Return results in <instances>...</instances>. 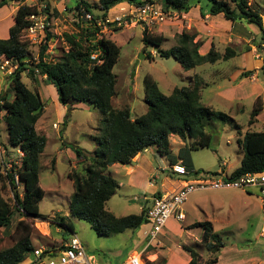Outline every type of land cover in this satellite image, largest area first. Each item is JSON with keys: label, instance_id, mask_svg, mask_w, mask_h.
<instances>
[{"label": "trees", "instance_id": "obj_1", "mask_svg": "<svg viewBox=\"0 0 264 264\" xmlns=\"http://www.w3.org/2000/svg\"><path fill=\"white\" fill-rule=\"evenodd\" d=\"M7 1L1 0L0 7L7 4ZM160 1L165 11L184 12L191 8L190 0ZM208 1L211 4L209 14L222 13L234 22L246 20L248 23H253L261 29L262 39H264L262 14L249 4V0ZM122 2L139 6L147 2H156V0H100L101 12L99 13L92 11L87 1H78L75 10L84 8L93 16L91 27L87 28L83 25L85 20L81 19L82 13H80L78 30L63 34L69 48L68 50L63 48L62 55L57 60H45L49 40L53 38L52 32H47V38L39 47L40 60L29 71L37 83L42 80V76H47L44 81L56 87L59 102L64 106L71 104L68 109L69 113L74 109L75 103L81 102L93 104L103 113L102 132L96 139L95 150L85 151L79 146L64 142L66 147L74 150L79 159L87 162L83 167V172L68 173V177L74 180L70 212L72 216L87 221L92 229L102 237L123 233L126 230L135 231L143 224L150 223L147 209L142 210L140 214L116 216L106 208L107 201L117 193L120 187L118 180L109 173L110 167L116 163L129 164L138 153L154 147L159 154L168 159L170 164L182 160L189 170H195L190 151L200 146L210 145L211 135L205 130L215 116V110L201 101L202 79L198 75H196L194 84L176 87L170 95L163 93L157 81L148 76L145 79L147 111L140 117H132L130 106L120 109L114 107L117 77L113 69L119 59L121 47L105 35L98 37L100 28L95 24L98 20L108 16L111 7ZM36 10L35 6L21 4L13 16L14 24L9 29V37H0V58L5 55L19 62L17 70L8 78L11 80L14 98L10 100L7 94L0 92V114L5 111L0 119L6 124L10 146L23 152L19 165L13 164L14 168L6 171V174H2L0 170V227L9 229L15 215L13 205L3 196V190L7 185L13 190L17 209L24 212L26 219L32 220L31 222L25 219L18 221L15 229L18 234L17 239L11 247L0 250V264L26 262L35 249L32 242V235L35 231L34 220H50L40 211V202L45 196V190L40 186L41 156L47 144V136L36 129V123L45 108V101L38 87L31 89L23 81V75L27 69L25 61L32 58L31 44L24 37L23 30L28 24V15ZM142 40L145 45L156 48L161 57L173 56L185 70L207 61L214 62L219 57L214 49L207 55H201L199 43L195 41V34L186 32L179 34L177 44L166 50L161 48L165 38L151 35L147 28L143 30ZM227 51L234 53L229 48ZM94 53L98 56L93 60L91 55ZM147 58L154 59L151 54ZM35 67L39 68V75L35 74ZM262 71L264 74V67ZM251 72L243 73V76L250 75ZM262 109L263 102L258 99L249 125L255 121L256 115ZM218 117L230 118L226 113H221ZM172 135H177L185 142L177 155L170 150ZM191 139L194 141L192 145H189L188 141ZM240 143L244 155L241 165L231 175L238 177L248 172L263 171L264 131L248 130ZM15 168L18 169L15 170ZM17 176L23 183V194L17 190L15 184ZM161 195L162 192L159 190L154 196L160 197ZM52 221L74 233L73 223L68 215L61 213ZM199 225L204 229L202 242L206 249L212 253L219 251L224 245L222 236L214 231L209 221L199 222ZM150 228L147 231V238H149ZM188 250L191 255L189 264H198V251L193 248H188ZM215 262H217V257L206 264Z\"/></svg>", "mask_w": 264, "mask_h": 264}, {"label": "rangeland", "instance_id": "obj_2", "mask_svg": "<svg viewBox=\"0 0 264 264\" xmlns=\"http://www.w3.org/2000/svg\"><path fill=\"white\" fill-rule=\"evenodd\" d=\"M44 1L49 2L54 8L53 14H51V23L55 38L51 41V45L54 48L52 53L53 60H57L62 55L61 53L64 48L62 41L63 34L78 30V19H80V15L77 14V10L75 11V7L80 0H8L7 4L0 7V17L9 14V11H11V15L5 20H0L2 21L0 22V36L9 34V29L14 23L12 15L14 16L21 4L32 5ZM85 1L91 5L92 11H95V13L101 12L100 0ZM249 1V4L257 9L259 13H264V0ZM156 2L162 4L160 0H156ZM122 3L128 4L127 2ZM190 3L193 6L199 4L203 9H210L211 6L208 0H190ZM128 9V6L123 8L120 4L114 5L110 8L108 16H115L127 12ZM184 19L185 17L182 13L172 12L170 18L165 22L146 28L151 35L165 38L161 48L166 50L175 46L178 35L185 32ZM243 23H245L246 29L251 31L247 25L248 22L244 20ZM255 27L258 28L257 25ZM143 30L144 26L139 23L105 33L106 37H109L121 47L119 59L113 69L117 77V94L113 99V105L117 109L130 106L131 115L134 118L142 116L147 111L145 79L148 76H151L157 81L163 93L170 95L176 87L189 86L186 85L188 82L194 84L196 81L195 73L200 71L202 66L217 70L231 67V71H233V61L228 60L216 62L215 64L207 61L197 65L193 69L185 70L173 56L169 58L161 57L156 51V48L145 45L142 40ZM189 31L191 33L192 30ZM259 50L264 54V47L260 46ZM38 51L39 49L36 46L31 45L30 55H36ZM150 54L153 56V60L147 58ZM261 72L263 73V71ZM3 75L5 77L0 78V92L7 94L8 99L12 100L14 93L11 89V80L8 79L10 77L9 75L0 73V76ZM259 79L262 83H259L255 89L257 92L256 96L244 102L245 111L243 113H239L238 116H233L235 123L234 118L231 116L228 119L218 117L219 114L226 113L227 111H225V107L222 104L213 103L215 116L205 130L211 135V143L209 146H200L190 151L195 170L199 172H217L222 167L224 169L228 167V172L231 173L240 164L244 155L242 145L240 144L243 133L239 134L236 123L242 125L240 127L242 132L245 129L251 130L247 126V122L250 116H252L255 103L259 99L264 105V81L262 77H259ZM23 81L31 89L37 88V84L39 85L40 83L41 89L43 90L45 108L42 116L36 123V129L39 133L44 134L45 130L49 128L48 134L50 139L41 156L40 170V186L45 190V196L40 202V211L47 215L50 220H34L35 231L32 235L34 248L61 247L73 235L72 231L52 221L53 218L62 213L71 218L74 234L83 242L87 254L93 255L95 258L93 264L126 263L128 260L134 258L136 253L142 251L146 243H149L150 239L146 236L151 223L143 224L135 231L126 230L123 233L102 237L92 229L87 221L72 216L70 212L74 180L68 177V173L71 171L83 172V169L82 167L80 169L71 168L70 163L73 161L71 154L76 155L74 150L71 147H66L64 142L79 146L85 151L95 150L97 146L96 139L102 132V111L99 107L84 102H81L79 107H77L79 103H75L73 105L74 109L70 113L67 106L64 111L58 110L57 101L54 99V95L51 94L52 92L47 89V84L44 80L37 83L25 71ZM250 85L252 87V83ZM209 90L215 91L216 85L207 87L206 93L210 92ZM205 101L206 98H204V103ZM239 106L242 107L243 105ZM4 114L5 111H2L0 114L1 118ZM171 138L173 140V150L177 151V145L175 143L179 144L183 141L177 135H173ZM193 141L194 139L189 140L188 144L192 145ZM183 143L185 145V142ZM3 149L12 151L13 148L9 144L6 124L0 119V170L2 174H6V171H9L13 166H10L9 160H3ZM157 157H160V155ZM83 162L85 164L87 163L84 159ZM157 162L155 164L158 170L156 176L161 181L159 184H156L158 182L155 183V179H150L153 185L162 188L163 182L166 181L165 178L173 173L165 170L169 166L167 158L160 157V160H157ZM224 162L228 166L224 167ZM17 164H20V159H18ZM17 169L15 168V170ZM114 177H117L119 181H125V178L122 176L117 175ZM172 181L174 182L172 179L170 181L171 183L169 181V183H165L168 186L175 185ZM141 183L142 180L140 179L138 184ZM15 184L18 192L23 194L24 186L18 177H16ZM141 193L142 190H139L135 186L123 187L122 189L118 188L114 201L109 203V207H112L113 204L116 206L113 209V213H116V215L136 214L140 210V200H129L140 197ZM147 194L150 195V193ZM3 196L13 205L15 215L9 229L0 227V250L11 247L15 243L18 236L15 229L19 220L25 219L28 222L32 221L26 219L24 212L17 209L13 190L9 185L4 188ZM209 197H212L218 202L222 201V204L216 206H212L210 203L206 204L204 210L205 214L209 216H204V213L196 209L197 203L199 201L208 203ZM261 198H264V195L259 190L254 192V196L251 197H245L242 189H222L192 193L184 205L186 214L188 215L186 219L182 222L172 219L167 223L157 239L143 253L142 263L189 264L191 255L188 248H193L198 251V264H206L208 261L217 257V253L206 250V246L201 239L200 231L202 226L199 225L198 221L206 222L207 220L210 221L214 231L222 236L225 243V247L220 254V264H254L256 263L254 261L255 257L264 260V201ZM127 204L129 206L124 208ZM47 226L49 232L46 231ZM43 232H46V237H44Z\"/></svg>", "mask_w": 264, "mask_h": 264}, {"label": "crops", "instance_id": "obj_3", "mask_svg": "<svg viewBox=\"0 0 264 264\" xmlns=\"http://www.w3.org/2000/svg\"><path fill=\"white\" fill-rule=\"evenodd\" d=\"M119 4L123 6V8L127 6L128 7L131 6L129 3L127 5L125 3H119ZM180 13H182L183 16L185 17L184 19L185 32L190 33L189 30H192L190 34H195V41L199 43V53L201 55H207L212 49H214V51L219 54V57L214 62H210L211 64H215L216 62H222L227 60L233 61L232 62L233 71H231L232 70L231 67L230 68L225 67L223 69L217 70L211 67L209 68L207 66L206 67L202 66L200 68V71L195 73V75H198L202 79V85L200 87L201 101L204 103V98H206L204 104L212 109H214V105H213L214 102L222 104V106L225 107V111H227L226 114L228 113L229 116L231 117H233L234 115L238 116L239 113H243L245 111L244 102L247 99L256 96L257 92L255 89L256 87H258L257 85L259 83H262L259 77H262L264 81V74L261 72L264 67V54H262L261 50H259L260 46L264 47V39H262L261 29L259 27L256 28L255 24L253 23H248L247 25L251 30L249 31L246 29L247 27L244 25L245 23H243L244 20L234 22L232 20L227 19L222 13L217 15H211L209 14V9H203V7H201L199 4H196L194 6L191 4V8L188 11H184ZM261 14L264 24V13ZM9 15H11V11H9V14H5L2 17H0V20L2 21L3 19L5 20ZM0 37L8 38L9 34ZM228 48L233 50L234 53L228 52L227 51ZM248 71H252L251 74L243 76V73H246ZM4 77H5L4 75L0 76L1 79ZM251 83H252V87L250 85ZM186 85H192V82H188ZM210 85H216V90L215 91L209 90L210 92L206 93L207 87H210ZM37 87L39 88L42 97H44L40 83L39 85L37 84ZM46 87L50 92H52L51 94L54 95V99L57 101L58 110L60 109L61 111H64L66 109V106L62 105L59 102L56 87L53 84H47ZM250 88H252L251 91ZM79 105L80 103L77 104V107H79ZM239 105H243V106L240 107ZM250 119L247 122V126L250 127L251 130L264 131V105H263V109L256 115L255 121L251 125H249ZM234 123H235V118H234ZM236 124H237L236 126H238L239 129L238 131L239 134L243 133L244 136V134L248 130L245 129L244 132H242L240 130V127L242 125L238 123ZM48 131L49 128H47L44 133L47 136V144L49 143L50 140ZM171 137H170V150L173 154L177 155L180 148L184 146V143L183 142L182 143L180 142L179 144L175 143L177 145L176 147L177 151H174L172 146L173 140H171L172 139ZM19 151H20L19 149L17 150L12 149V151L11 150L6 151L5 149H3L2 158L4 161L9 160L10 162L14 161L15 163H17L18 159L21 160L22 158V155L20 154ZM71 155H72L71 158L73 160L70 163L71 168L73 167L80 169V167H82L83 169L85 165L83 159H79L77 156H74V154ZM158 155L166 159V157L159 154L154 147H150L144 150L143 152L138 153L129 164L116 163L113 166H111L109 169V173L113 177L119 175L125 178V181H119L117 177H114L118 180L120 184L119 187L120 189H122L123 187L135 186L139 190H142L140 197H135L134 199L129 200V201L140 200L139 201L140 210L136 214H140L142 210L148 209V207L152 204L154 195L156 194L157 191L160 190L162 194L163 193L166 194L167 192L174 191L180 185V182L177 181L178 179L175 174H171V175L169 174L168 177L165 178L166 180L165 182L168 181L170 182L173 179L175 182L173 181L172 182L175 185L168 186L165 182H163L162 188H158L156 185H153L151 183L152 182L151 179L152 180L155 179L154 180L155 183L158 182L156 184H159L161 181L156 176L158 170L155 164L158 163L157 160H160V157H157ZM178 161H182V160H178ZM241 161L240 164L237 167H235L233 171H231V173L228 172L227 169L228 167L225 169L222 167L220 170H224L225 172L232 174L241 165ZM170 165L171 164L169 162V166L167 169L165 168V170L170 171ZM223 166L225 167L228 165L224 162ZM156 178L158 179V181H156L157 180ZM140 179L142 180V183L138 184V181ZM242 190H243V195L245 197H251L254 196V192H257L259 189L254 187V188H250L246 190L242 189ZM147 193H150V195ZM116 194L112 196L111 199L108 200L106 203V208L112 213L114 212L113 209H115L116 206H114L113 204L112 207H109V203L114 201V197L116 196ZM261 200L264 201V198H261ZM209 203L212 206L213 205L216 206L222 204V201L218 202L212 197H209L208 203H203L199 201L197 203L196 209H199L202 213H204V216H209L205 214V210H204L206 204ZM127 206H129V204L125 205L124 208ZM184 212L186 214L185 206H184ZM114 214L116 215V213ZM116 216H124V215H116ZM186 216L188 215L186 214ZM172 219L176 220L174 217H171L167 223H169ZM46 231L49 232L48 226ZM43 233H44V237H46L45 234L46 232ZM203 233H204V229L202 227L200 231L201 239ZM148 244L149 243H146L143 246L142 251L136 253V256L134 258L128 260L124 264H132V263L139 264L137 263V256L141 257L140 260V264H141L143 262L142 259L143 253L147 249ZM224 247H225V243L223 247H221V249L216 252L217 262H215L214 264H220L221 261L220 254L222 253V249ZM254 261H256V263L254 264L264 263V260L258 257H255Z\"/></svg>", "mask_w": 264, "mask_h": 264}, {"label": "built area", "instance_id": "obj_4", "mask_svg": "<svg viewBox=\"0 0 264 264\" xmlns=\"http://www.w3.org/2000/svg\"><path fill=\"white\" fill-rule=\"evenodd\" d=\"M29 5L35 6L37 10L27 17L28 24L23 30L24 37L29 40L31 45L39 49L43 41L47 38V32H52L53 38L49 40V48L45 53V60H53L54 57L52 53L54 48L51 45V41L54 40L55 33L52 28L51 14H53L54 8L47 1ZM76 12L79 15L82 13L81 19L85 20L83 25L90 28L93 16L84 8ZM172 12L176 11H165L162 4L158 2H147L139 6L131 5L127 12L115 16L109 15L104 19L98 20L95 24L100 28L98 37L105 35L107 32H112L117 28L130 27L139 23L146 29V27H151L154 24L165 22L170 18ZM62 41L64 43V50H68L69 46L64 37H62ZM97 56L98 54L94 53L91 55V58L94 60ZM31 57L32 58H28L25 61L27 62L26 72L28 73L31 67L39 62V51L36 55L32 54ZM18 67V61L5 55L1 56L0 73L11 75ZM34 71L36 75H39L40 71L38 67H35ZM46 77L47 76L44 75L42 79H46ZM19 152L23 156V152ZM13 164L16 163L11 161L10 166ZM170 170L177 176V181L180 182V185L172 192L163 193L160 197L154 196L152 204L148 207L147 217L151 223L149 244L157 239L171 217H174L178 222H182L186 219L184 205L189 199V196L194 192L222 189L246 190L256 187L261 194L264 195V170L260 172H248L238 177H233L224 170L217 172L205 171L202 173L189 170L182 161L171 164ZM94 260L95 258L93 255L87 254L81 239L73 233L61 247L35 248L31 257L22 264H93ZM140 260L141 257L137 256V263L140 264Z\"/></svg>", "mask_w": 264, "mask_h": 264}, {"label": "water", "instance_id": "obj_5", "mask_svg": "<svg viewBox=\"0 0 264 264\" xmlns=\"http://www.w3.org/2000/svg\"><path fill=\"white\" fill-rule=\"evenodd\" d=\"M66 106H67V108L69 109V108L71 107V104H67Z\"/></svg>", "mask_w": 264, "mask_h": 264}]
</instances>
